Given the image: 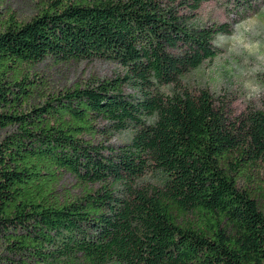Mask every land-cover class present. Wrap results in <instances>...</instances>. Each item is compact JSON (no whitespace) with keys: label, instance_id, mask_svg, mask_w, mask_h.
<instances>
[{"label":"trees","instance_id":"obj_1","mask_svg":"<svg viewBox=\"0 0 264 264\" xmlns=\"http://www.w3.org/2000/svg\"><path fill=\"white\" fill-rule=\"evenodd\" d=\"M205 1L48 0L27 23L0 11V264H264V187H239L264 162V112L233 120L182 85L232 25L190 27ZM48 58L127 75L47 94L34 69ZM153 170L164 186L140 185ZM68 175L77 196L59 193Z\"/></svg>","mask_w":264,"mask_h":264},{"label":"rangeland","instance_id":"obj_2","mask_svg":"<svg viewBox=\"0 0 264 264\" xmlns=\"http://www.w3.org/2000/svg\"><path fill=\"white\" fill-rule=\"evenodd\" d=\"M47 4L48 0H7L1 6L0 11L5 19L10 15H14L19 23H27L46 8ZM257 14L264 18V0H207L196 15L192 17L190 27L204 28L213 24H233L234 21ZM226 41V36L219 37L216 40V47L220 50L219 55L187 75L183 79L182 85L193 93L208 90L213 96L217 107L226 109L233 120L240 119L249 113L264 112V100L260 101L259 107L255 103L245 100L227 71H225L229 63V55L222 54L221 50L226 47ZM170 52L176 57L182 55L179 49ZM34 75L35 79L40 77L41 85L42 83L44 85V87L40 85L39 92L58 94L78 86L86 87L101 81L124 78L127 75V70L120 64L109 61L95 60L57 64L48 58L35 67ZM124 90L127 94H135V90L131 85H127ZM162 92L170 94L173 92V87H165ZM43 102V97L38 95L33 99L31 105L36 106ZM11 132V129L0 131V141ZM132 134V131H127L111 135L106 144L123 147L130 143ZM167 179L168 176L163 171L153 170L145 174L138 183L161 188L167 182ZM239 187L241 189L264 187V162H260L257 167L249 171L248 177L239 182ZM93 188L98 190L99 185ZM80 192L77 181L70 175L64 178L59 188V193L62 196H77ZM0 256L4 259L12 258L5 247L0 249Z\"/></svg>","mask_w":264,"mask_h":264},{"label":"clouds","instance_id":"obj_3","mask_svg":"<svg viewBox=\"0 0 264 264\" xmlns=\"http://www.w3.org/2000/svg\"><path fill=\"white\" fill-rule=\"evenodd\" d=\"M251 22V23H250ZM222 54L229 55L225 71L248 102L264 100V18L259 14L234 21Z\"/></svg>","mask_w":264,"mask_h":264}]
</instances>
